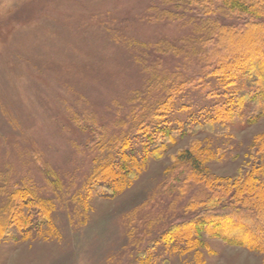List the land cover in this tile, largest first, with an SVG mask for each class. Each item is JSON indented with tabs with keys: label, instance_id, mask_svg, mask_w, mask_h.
Segmentation results:
<instances>
[{
	"label": "rangeland",
	"instance_id": "rangeland-1",
	"mask_svg": "<svg viewBox=\"0 0 264 264\" xmlns=\"http://www.w3.org/2000/svg\"><path fill=\"white\" fill-rule=\"evenodd\" d=\"M162 9H170L162 0H0V164L9 169L13 187L24 184L53 201L56 228L25 241H0V264H142L140 251L149 239L189 214L184 201L172 204L170 194H154L175 153L196 139L210 172L233 177L254 142L264 141V115L236 122L225 135H185L148 159L119 194L91 193L81 204L88 197L89 175L111 149L87 150L90 131L74 116L83 115L87 125L108 122L110 140L124 129L113 121L129 112L125 99L146 77L125 39L155 44L193 32L194 24L185 19L159 16ZM259 30L228 40L229 45L245 47ZM162 59L170 70L181 63L171 56ZM46 178L61 187L60 196ZM169 264H264V250L204 237L197 251L171 256Z\"/></svg>",
	"mask_w": 264,
	"mask_h": 264
},
{
	"label": "trees",
	"instance_id": "trees-1",
	"mask_svg": "<svg viewBox=\"0 0 264 264\" xmlns=\"http://www.w3.org/2000/svg\"><path fill=\"white\" fill-rule=\"evenodd\" d=\"M162 3L170 9H162L159 16L185 19L194 24L193 32L176 40L164 37L155 44L125 39L146 77L125 99L129 112L113 121L114 127L124 129L110 140L108 122L87 125L83 115L74 116L81 129L90 131L87 150L111 149L89 175L83 205L91 193L113 197L122 192L148 159L161 156L185 135H225L236 122L250 123L264 115V0ZM216 14L235 21L222 22ZM258 28L260 33L251 44L229 45L228 40L251 36ZM162 56L179 58L181 63L170 70ZM239 57L242 66L235 62ZM214 96L220 99L212 100ZM204 150L195 139L173 156L154 194H170L172 204L184 201L182 209L189 214L149 239L140 251L142 264H169L171 256L197 251L204 237L264 250V141L254 142L250 157L233 177L210 172ZM9 175L0 164V241L16 243L55 233L53 201L24 184L13 187ZM47 182L60 196L61 187L49 178ZM43 226L48 228L42 231Z\"/></svg>",
	"mask_w": 264,
	"mask_h": 264
}]
</instances>
